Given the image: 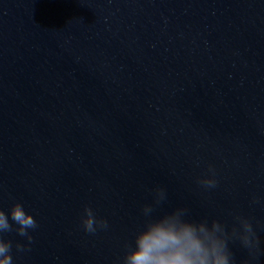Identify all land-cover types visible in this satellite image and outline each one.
<instances>
[{"label":"water","instance_id":"obj_1","mask_svg":"<svg viewBox=\"0 0 264 264\" xmlns=\"http://www.w3.org/2000/svg\"><path fill=\"white\" fill-rule=\"evenodd\" d=\"M156 187L249 219L259 253L229 248L264 264V0H0V210L37 224L12 264H121Z\"/></svg>","mask_w":264,"mask_h":264},{"label":"clouds","instance_id":"obj_2","mask_svg":"<svg viewBox=\"0 0 264 264\" xmlns=\"http://www.w3.org/2000/svg\"><path fill=\"white\" fill-rule=\"evenodd\" d=\"M208 173L198 178L197 183L205 189L215 188L216 174L211 165ZM165 199V190L156 187L152 203L142 206L143 222L133 233L131 243H125L121 264H236L230 241H238L250 255L259 253L260 239L249 219L236 215L229 229L216 218H193L185 207L155 214V208ZM251 202L259 203V199L253 197ZM13 224L17 234L29 242L32 240L29 230L37 226L33 215L19 202L13 203L7 213L0 210V264H12V243L3 234L12 230ZM81 224L85 232L92 234L109 226L88 206L83 209ZM15 247L23 251L27 245L16 243Z\"/></svg>","mask_w":264,"mask_h":264}]
</instances>
